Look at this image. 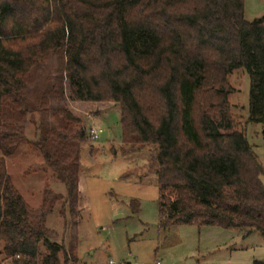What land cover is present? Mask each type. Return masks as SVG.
Listing matches in <instances>:
<instances>
[{
    "label": "trees",
    "instance_id": "1",
    "mask_svg": "<svg viewBox=\"0 0 264 264\" xmlns=\"http://www.w3.org/2000/svg\"><path fill=\"white\" fill-rule=\"evenodd\" d=\"M57 52L75 98L116 103L122 141L155 147L160 228L264 236V162L234 128L224 90L233 70L246 71L249 119L264 141V15L246 20L244 0H0V264L75 262L6 167L35 108L26 82ZM62 118L61 131L42 128L35 146L74 201L84 133L70 112Z\"/></svg>",
    "mask_w": 264,
    "mask_h": 264
},
{
    "label": "rangeland",
    "instance_id": "2",
    "mask_svg": "<svg viewBox=\"0 0 264 264\" xmlns=\"http://www.w3.org/2000/svg\"><path fill=\"white\" fill-rule=\"evenodd\" d=\"M263 15L264 0H244L246 20ZM64 63L61 52L52 53L32 71L25 94L35 108L25 115L23 140L6 157V167L14 188L45 220L49 239L75 258L73 264L264 261V236L257 231L246 235L241 229L218 226L160 228L155 147H131L122 141L116 103L75 98ZM226 81L224 90L234 128L245 134L263 163L262 124L249 119L250 78L244 69H237ZM209 102L202 98L199 105ZM63 111L79 119L77 128L84 133L78 166L80 195L74 201L35 146L42 128L61 131ZM92 127L103 130L97 140L88 137ZM260 180L264 186V176ZM134 203L136 212L132 211Z\"/></svg>",
    "mask_w": 264,
    "mask_h": 264
},
{
    "label": "built area",
    "instance_id": "3",
    "mask_svg": "<svg viewBox=\"0 0 264 264\" xmlns=\"http://www.w3.org/2000/svg\"><path fill=\"white\" fill-rule=\"evenodd\" d=\"M102 132H103V130L100 127H92L88 130V137L91 140H97ZM109 264H114V263H113V261L110 260ZM120 264H127V263L122 262Z\"/></svg>",
    "mask_w": 264,
    "mask_h": 264
}]
</instances>
